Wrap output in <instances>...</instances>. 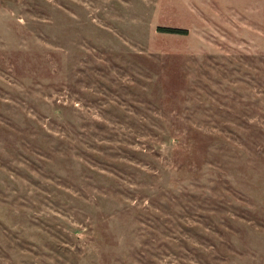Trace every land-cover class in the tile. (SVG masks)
Listing matches in <instances>:
<instances>
[{"label":"rangeland","instance_id":"1","mask_svg":"<svg viewBox=\"0 0 264 264\" xmlns=\"http://www.w3.org/2000/svg\"><path fill=\"white\" fill-rule=\"evenodd\" d=\"M0 264H264V0H0Z\"/></svg>","mask_w":264,"mask_h":264},{"label":"trees","instance_id":"2","mask_svg":"<svg viewBox=\"0 0 264 264\" xmlns=\"http://www.w3.org/2000/svg\"><path fill=\"white\" fill-rule=\"evenodd\" d=\"M158 30L168 32V33H184L185 30L180 28H168V27H158Z\"/></svg>","mask_w":264,"mask_h":264}]
</instances>
